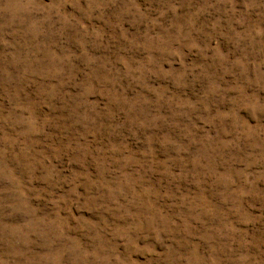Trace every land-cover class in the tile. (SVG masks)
I'll use <instances>...</instances> for the list:
<instances>
[{
	"label": "rangeland",
	"instance_id": "obj_1",
	"mask_svg": "<svg viewBox=\"0 0 264 264\" xmlns=\"http://www.w3.org/2000/svg\"><path fill=\"white\" fill-rule=\"evenodd\" d=\"M0 264H264V0H0Z\"/></svg>",
	"mask_w": 264,
	"mask_h": 264
}]
</instances>
